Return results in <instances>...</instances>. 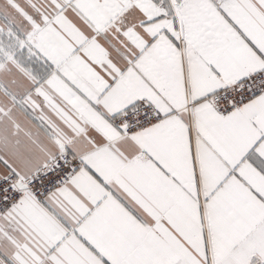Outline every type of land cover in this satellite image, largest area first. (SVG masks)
Returning <instances> with one entry per match:
<instances>
[{"label": "snow or ice", "instance_id": "6c2138e0", "mask_svg": "<svg viewBox=\"0 0 264 264\" xmlns=\"http://www.w3.org/2000/svg\"><path fill=\"white\" fill-rule=\"evenodd\" d=\"M0 264H264V0H0Z\"/></svg>", "mask_w": 264, "mask_h": 264}, {"label": "crops", "instance_id": "0c3cea01", "mask_svg": "<svg viewBox=\"0 0 264 264\" xmlns=\"http://www.w3.org/2000/svg\"><path fill=\"white\" fill-rule=\"evenodd\" d=\"M21 121L24 123L25 126L27 127H32V123L28 120H26L23 116L20 117Z\"/></svg>", "mask_w": 264, "mask_h": 264}]
</instances>
